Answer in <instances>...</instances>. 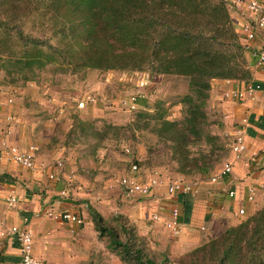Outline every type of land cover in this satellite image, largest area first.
I'll return each instance as SVG.
<instances>
[{
    "label": "rangeland",
    "instance_id": "1",
    "mask_svg": "<svg viewBox=\"0 0 264 264\" xmlns=\"http://www.w3.org/2000/svg\"><path fill=\"white\" fill-rule=\"evenodd\" d=\"M33 6L0 8V18H4L3 13L12 17L0 26V106L8 102L6 111L15 116L16 123L22 121L26 125L21 143L35 144L42 161L56 167L62 200L80 204L87 211L88 205L93 206L111 225H116L121 216V222L140 236L149 256L158 261L166 257L170 264L250 215H238L233 225H225L222 230L216 227V232L203 225L196 238L191 233L147 231L151 220L143 208L146 197H128L118 183L119 177L129 171L130 161L139 162L146 177L157 175L168 181L186 179L204 185L212 182L211 177L226 161L233 139L223 133L219 115L206 110V131L215 138L200 147L209 151L213 166L205 175L185 176L177 172L169 144L159 136L154 117L162 113L170 121H181L182 97L189 92L187 81L154 71L147 89V109L123 110L116 106L117 100L136 89L135 78L127 80L123 73L135 77L133 72L142 68H89L83 66V59H65V43L56 37L48 38L54 35L59 20L42 16V8L32 12ZM17 14L23 15L22 20L15 19ZM26 36L38 39L42 49H30L39 55L31 63L16 59L29 48ZM150 67L147 64L143 68L151 72ZM86 93L100 98L94 110L92 106L76 108V102ZM103 98L106 100L102 101ZM200 147H193V152ZM41 166L45 168L44 164ZM141 211L144 218L138 216ZM87 233L89 240L82 245L84 255L77 264H129L120 259L111 248L109 237L99 235L94 224Z\"/></svg>",
    "mask_w": 264,
    "mask_h": 264
},
{
    "label": "trees",
    "instance_id": "2",
    "mask_svg": "<svg viewBox=\"0 0 264 264\" xmlns=\"http://www.w3.org/2000/svg\"><path fill=\"white\" fill-rule=\"evenodd\" d=\"M24 5L29 9L34 5L32 12L42 8V16L59 20L54 35L48 38L65 43V59H83V66L102 69L142 71L149 64L153 70L150 73L184 78L189 92L182 97L181 121L157 114L156 130L168 142L177 172L185 176L210 172V153L200 146L215 138L206 131L209 115L204 107L211 81L249 77L245 47L226 0H0V8L16 10ZM3 14L0 26L12 20L11 14ZM22 18L17 14L15 19ZM20 36L24 37L22 33ZM26 38L29 48L16 59L31 63L39 55L30 49H42L38 39ZM197 146L200 148L193 152ZM87 208L96 231L109 237L111 248L122 261L170 264L166 257L158 261L149 256L140 236L121 222V216L116 219L117 227L93 206ZM175 264H264V204L244 221L178 258Z\"/></svg>",
    "mask_w": 264,
    "mask_h": 264
},
{
    "label": "crops",
    "instance_id": "3",
    "mask_svg": "<svg viewBox=\"0 0 264 264\" xmlns=\"http://www.w3.org/2000/svg\"><path fill=\"white\" fill-rule=\"evenodd\" d=\"M231 17L245 47L249 77L213 79L204 107L219 115L223 133L228 138H242L241 152L237 155L230 150L228 153L226 161L232 165L231 173L216 182L196 185L186 194L169 195L166 192L168 180L161 178L160 186L142 201L145 203V216L151 220L147 229L151 233L158 230L170 233L164 222L170 217L172 205L179 211L180 233H191L196 238L199 227L205 225L215 232L216 227L222 230L225 225H233L237 221L239 208L242 207L249 215L264 204V62L259 64L252 56L255 49L264 50V29H256V39L247 42L238 31L237 23L242 21V17L237 9L232 8ZM250 87L252 95L247 94ZM237 90L244 91L241 99L229 95ZM7 105L10 104L6 102L0 106V135L5 116L9 113ZM18 122L12 125L8 138L11 144L24 149L27 146L21 143V139L26 125ZM1 138L0 230L6 231L12 226L27 228L33 236V255L42 264L81 262L84 255L82 245L88 242L86 234L93 226L89 212L80 204L61 199V184L55 166L45 164L38 154L36 163L38 166L44 164L45 168L21 166L8 159ZM250 183L255 185L252 201L247 199ZM229 191H234L235 195L230 197ZM11 197L15 198V202L10 201ZM49 208L55 212L68 210L77 213L83 218V224L71 231L70 222L46 213ZM153 214H157L158 218L153 219ZM138 216L144 218L143 211ZM20 260L18 237L15 234H0V264H19Z\"/></svg>",
    "mask_w": 264,
    "mask_h": 264
},
{
    "label": "built area",
    "instance_id": "4",
    "mask_svg": "<svg viewBox=\"0 0 264 264\" xmlns=\"http://www.w3.org/2000/svg\"><path fill=\"white\" fill-rule=\"evenodd\" d=\"M231 8L238 10L242 21L237 23L238 31L243 36L244 40L251 42L256 39V29H264V0H226ZM252 56L257 59L259 64L264 62V50L255 49L252 51ZM135 77L126 75L125 79L134 80L135 90L129 94L122 95L116 103L121 109L128 112H137L147 109L149 95L147 92L148 86L154 78V75L148 71H135L133 72ZM122 78V77H121ZM248 95H252L251 87L247 90ZM230 96L241 99L244 95V91H232ZM105 101L106 98L101 99ZM100 101V98L95 94L86 93L80 97L76 102L77 109H87L88 106L95 107ZM10 102V100H9ZM111 105V103H110ZM4 128L1 129V144L4 148L5 154L8 159L13 160L21 166L28 169L42 168L36 163V154L38 147L35 144H29L26 148L22 149L18 146L11 144L8 136L11 135L12 125L17 122L15 116L10 113L5 116ZM264 144V141H263ZM242 138L238 136L233 139L230 144L231 151L237 155L241 152ZM129 150V149H127ZM1 156V155H0ZM232 165L229 161H225L215 175L211 177L212 182H216L219 178H222L231 173ZM162 179L157 175L145 176L144 171L141 169L139 162L135 159L130 161L129 171L124 173L118 179L119 185L123 188L125 194L128 197H148L151 196L155 190L160 186ZM264 183V180H263ZM197 182H189L182 179H176L168 181L166 184V192L169 195L181 193H189ZM255 188L254 183H250L247 187L249 201L253 200V190ZM229 196H234V191H229ZM11 202H15V198H10ZM48 215L57 217L68 221L73 227L71 231H74V227H80L83 224V218L77 213H73L68 210L55 212L51 208L46 210ZM170 217L165 220V227L170 230L173 235H177L180 232L179 226V211L175 205L170 208ZM245 214V210L241 207L237 210V215L241 216ZM153 219H157L158 215L153 214ZM15 234L19 240V251L21 260L19 264H42L33 255V236L27 228H19L16 226L10 227V229L4 231L0 230V234Z\"/></svg>",
    "mask_w": 264,
    "mask_h": 264
}]
</instances>
